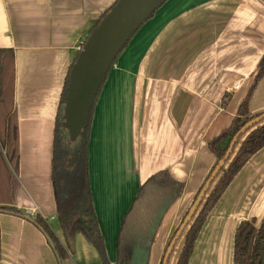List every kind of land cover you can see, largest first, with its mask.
I'll return each mask as SVG.
<instances>
[{"label": "crops", "instance_id": "0c3cea01", "mask_svg": "<svg viewBox=\"0 0 264 264\" xmlns=\"http://www.w3.org/2000/svg\"><path fill=\"white\" fill-rule=\"evenodd\" d=\"M116 2L0 0V49L14 53V207L24 214L0 213V264H102L82 233L74 237V253L60 262L31 220L43 219L64 245L51 183L55 121L79 47ZM263 54L264 0H167L118 55L94 105L88 142L92 205L110 264L139 187L166 170L184 188L150 247L148 264H161L215 163L208 144L230 128ZM247 107L251 115L264 112V76ZM252 218H264V147L208 213L187 264H234L236 229Z\"/></svg>", "mask_w": 264, "mask_h": 264}, {"label": "trees", "instance_id": "16d2710c", "mask_svg": "<svg viewBox=\"0 0 264 264\" xmlns=\"http://www.w3.org/2000/svg\"><path fill=\"white\" fill-rule=\"evenodd\" d=\"M111 8L92 27L90 33L110 12ZM69 73L61 94L55 121L51 159V183L57 221L63 234L64 245L57 241L43 219L37 216L31 222L47 239L51 240L53 252L60 262L68 257V253H74V237L77 233H82L96 249L101 263L110 264L94 213L88 176L90 121L101 88L93 101L85 128L81 130L75 140H71L69 132L64 126L63 113ZM263 76L264 54L259 61L254 84L241 103L230 128L208 144L210 151L215 156V163L198 189L167 247L212 172L224 158L233 137L247 123L264 114L261 112L251 115L247 107L254 85ZM263 147L264 119L241 133L230 157L218 171L202 197L187 225V227L189 226L188 229L185 228L184 242L176 264L188 263L195 240L208 213L216 205L236 174ZM18 163V125L14 108V53L12 49H0V213L24 217V214L14 207L15 192L18 188ZM183 188L184 185L175 181L166 170L153 174L139 187L129 210L121 221L116 238L115 264H148L150 247L162 218L182 195ZM233 261L234 264H264V218L259 221L252 218L239 224L234 236Z\"/></svg>", "mask_w": 264, "mask_h": 264}, {"label": "water", "instance_id": "95a60500", "mask_svg": "<svg viewBox=\"0 0 264 264\" xmlns=\"http://www.w3.org/2000/svg\"><path fill=\"white\" fill-rule=\"evenodd\" d=\"M167 0H117L110 12L87 37L83 49L72 66L64 97V126L71 140L85 128L93 101L103 85L118 55L133 35ZM264 119V114L247 123L230 142L224 158L218 163L210 178L190 208L164 254L162 264H167L170 253L192 219L202 197L207 192L218 171L231 155L241 133ZM53 249V243L47 239Z\"/></svg>", "mask_w": 264, "mask_h": 264}, {"label": "rangeland", "instance_id": "374dc122", "mask_svg": "<svg viewBox=\"0 0 264 264\" xmlns=\"http://www.w3.org/2000/svg\"><path fill=\"white\" fill-rule=\"evenodd\" d=\"M174 253H175V248L172 250V254L170 255L168 264H171L172 263V257L174 255Z\"/></svg>", "mask_w": 264, "mask_h": 264}, {"label": "built area", "instance_id": "2783aa9c", "mask_svg": "<svg viewBox=\"0 0 264 264\" xmlns=\"http://www.w3.org/2000/svg\"><path fill=\"white\" fill-rule=\"evenodd\" d=\"M85 41H83L82 44H81V46L79 47V52L83 49V46H84ZM236 88H238V85L236 86Z\"/></svg>", "mask_w": 264, "mask_h": 264}]
</instances>
